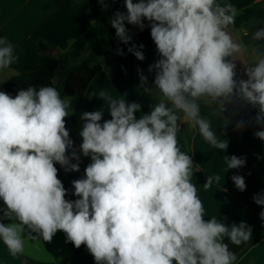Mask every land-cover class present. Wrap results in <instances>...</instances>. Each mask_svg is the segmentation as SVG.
<instances>
[{"label": "clouds", "instance_id": "9594fccd", "mask_svg": "<svg viewBox=\"0 0 264 264\" xmlns=\"http://www.w3.org/2000/svg\"><path fill=\"white\" fill-rule=\"evenodd\" d=\"M124 3L126 12H115L111 26L127 44L125 21L141 30L144 20L151 22L160 59L149 66L156 73L154 87H144L142 74L140 80L148 94L158 90L160 101L137 118L140 104L99 93L111 119L101 123L100 110L82 114L80 148L92 162L84 178L72 181L77 199L68 200L54 165L80 170L66 155L72 146L65 126L70 100L52 86H30L15 97L0 91V200L5 205L0 221H11L0 222V239L12 256L24 253L27 241H51L60 230L77 249L85 245L96 264H234L236 254L225 240L246 244L252 229L245 222L227 226L216 217L204 219L192 182L193 161L181 150L178 132L186 122L213 148L227 149V140L218 138L201 115V104L213 106L222 118L234 97L258 108L255 123L264 124V44L246 46L233 38L230 28L239 12L221 0ZM243 34L249 35L246 29ZM251 40L264 41V28L252 31ZM134 48L129 51L144 60ZM249 48L252 62L242 61L248 78L237 79L235 61ZM18 59L15 46L0 37V72ZM243 126L242 121L236 125ZM255 136L264 141V130ZM72 157L80 159L75 152ZM225 162L227 170L239 169L246 158L232 155ZM220 179L209 175L203 187ZM231 179L238 190L246 189L243 176ZM253 199L264 205V194Z\"/></svg>", "mask_w": 264, "mask_h": 264}, {"label": "crops", "instance_id": "0c3cea01", "mask_svg": "<svg viewBox=\"0 0 264 264\" xmlns=\"http://www.w3.org/2000/svg\"><path fill=\"white\" fill-rule=\"evenodd\" d=\"M77 1L0 0V37H6L15 46V54L19 57L8 69L0 72V91L6 92L4 85L13 77L38 70L51 62L55 57L53 56L55 51L69 53L75 59L85 56L89 52V41L95 28L93 22H96L99 16L109 15L114 18L117 11L126 12L124 0H103V3L99 0H89L93 5V11L76 20L74 13ZM135 2L137 0H134ZM221 2L233 4L238 12L247 5L264 4V0H221ZM141 31L140 29L138 33ZM230 32L234 39L245 44L243 29L240 26L234 25L230 28ZM39 43L50 49L39 50ZM142 45L140 51L145 57L144 60L136 59L113 64L93 78L81 100L79 110H77L78 98L66 97L70 100L69 116L75 115V121L65 120V126L69 131V138L78 146L79 157L83 155L80 148L82 144L80 132L85 123L81 119L82 114L100 110L104 111L101 123L111 119L106 102L98 97L101 91L108 92L113 98H122L128 103L140 104V110L135 113L137 118L142 114H149L153 105L160 101L161 95L158 90L154 89L150 94L144 90V87H154L156 73L150 72L149 66L156 63L160 55L151 36L147 37ZM238 59L240 60L235 61L237 79L246 80L247 66L242 61L252 62L250 48L249 53H241ZM141 74L147 77V84L144 87H141ZM225 108L221 118L215 114L213 106L201 104V115L210 120L218 138L227 140V149L213 148L199 134L198 128L192 129L186 122L180 125L178 140L181 150L189 151L188 154L194 165L193 171L198 169L204 175L198 193L205 209L204 219L216 217L227 226L239 225L241 222L249 225L257 221L260 213L264 211V205H257L253 199L257 194H264V174L255 168L252 161L254 156L264 163V141L255 136L256 131L264 130V124L255 123L258 108L238 98L234 97ZM241 121L244 126L237 129L236 125ZM185 123L187 130L192 134L190 148L182 133V125ZM232 155L246 158L245 165L239 169L227 170L226 157ZM54 166L58 170V179L67 190L65 198L77 199L72 181L82 177L75 171L66 172L58 163ZM209 175H219L221 179L219 183L214 181L210 187L204 188ZM233 175H241L245 178L244 191L235 187L231 179ZM4 207L3 201L0 200V209ZM0 222L7 224L11 221L5 219ZM32 235L36 234L32 233ZM0 264H96V262L85 245L77 249L71 242H67L66 234L58 230L51 241H44L42 238L27 241L24 253L17 256H12L0 239ZM234 264H264V239L241 250L236 255Z\"/></svg>", "mask_w": 264, "mask_h": 264}, {"label": "trees", "instance_id": "16d2710c", "mask_svg": "<svg viewBox=\"0 0 264 264\" xmlns=\"http://www.w3.org/2000/svg\"><path fill=\"white\" fill-rule=\"evenodd\" d=\"M92 11L93 5L89 0H78L74 17L76 20H80L84 15ZM112 18L109 15H103L96 19L95 28L89 41V52L85 56L75 59L69 53L58 52L51 62L40 69L22 73L6 82L4 85L5 91L15 97L18 91L26 90L30 86L35 87L37 90L43 86L56 87L60 92L61 98L76 96L78 98L77 110H79L81 100L93 78L104 68L113 64L136 60V56L129 51V48L135 46L134 51H140V45L147 37L151 36V22L146 20L143 21L144 29L132 41L125 44L116 36V31L110 23ZM252 20L259 23L253 26L250 23ZM124 23L127 30L132 25L127 21ZM235 25L248 31L249 35L245 36L243 34V42L245 44H264V41L253 42L251 40L252 31L264 28V4L254 3L241 8L239 15L236 17ZM38 49L49 50L50 47L39 43ZM119 52L123 54H118ZM65 120L74 122L75 115H71ZM182 133L187 146L190 148L192 134L187 130L186 123L182 125ZM252 161L255 168L264 174V163L254 156H252ZM91 162V156L85 157L82 155L79 161L74 160L72 163H79L80 170L75 172L84 178L85 169ZM203 178L204 175L200 170L193 171L192 182L197 186L198 193ZM248 226L252 229V236L246 244L236 246L232 245L228 240L225 241V243L229 244L230 250L236 255L248 245L258 244L264 239V220L259 218Z\"/></svg>", "mask_w": 264, "mask_h": 264}, {"label": "water", "instance_id": "95a60500", "mask_svg": "<svg viewBox=\"0 0 264 264\" xmlns=\"http://www.w3.org/2000/svg\"><path fill=\"white\" fill-rule=\"evenodd\" d=\"M145 27V25H144ZM140 30L139 26H136V25H131L128 30H127V34L128 36L131 38L130 41H132L135 36L137 35L138 31ZM57 53L56 51L53 53V56H55ZM72 141V140H71ZM75 152L78 156V146L76 145V143L74 141H72V146L70 148H68L66 150V155L69 157V160L70 161H74L76 159H74L72 157V153ZM196 171H198V169H196Z\"/></svg>", "mask_w": 264, "mask_h": 264}]
</instances>
